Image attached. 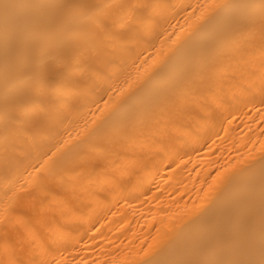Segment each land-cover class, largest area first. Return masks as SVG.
Returning a JSON list of instances; mask_svg holds the SVG:
<instances>
[{
  "label": "bare ground",
  "instance_id": "obj_1",
  "mask_svg": "<svg viewBox=\"0 0 264 264\" xmlns=\"http://www.w3.org/2000/svg\"><path fill=\"white\" fill-rule=\"evenodd\" d=\"M0 264H264V0H0Z\"/></svg>",
  "mask_w": 264,
  "mask_h": 264
}]
</instances>
